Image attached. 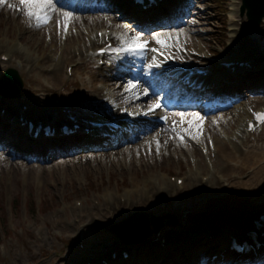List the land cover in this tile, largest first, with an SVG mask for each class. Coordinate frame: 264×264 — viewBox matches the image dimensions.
I'll list each match as a JSON object with an SVG mask.
<instances>
[{
    "label": "bare ground",
    "instance_id": "bare-ground-1",
    "mask_svg": "<svg viewBox=\"0 0 264 264\" xmlns=\"http://www.w3.org/2000/svg\"><path fill=\"white\" fill-rule=\"evenodd\" d=\"M5 1L11 3L16 1L17 4L14 3V5L16 6L15 10H17L18 14L22 11L23 7L20 4V0ZM108 1H110L111 6L116 3V9H114L115 6L109 8V6H107ZM179 1V4H171L173 6H170V8H168L169 10L167 9V11H165V9H159L156 11L155 14H134L137 16H135L134 19L136 20V22L133 24L130 22L132 20L130 18L131 16L126 14L125 12L122 13L123 7L126 6V0H86L81 2L77 1V3L70 2L69 4H66L64 0H56V6L51 11V19L49 23H52V19L54 17L57 18L58 14L65 13L63 10L57 9L58 6H64L65 9H70V11L82 10L87 13L86 16L83 17L85 21L82 22L84 30L79 33L82 34L78 36L77 44H75L78 45L80 52L76 51L77 49H75V47L70 46V48L65 49L66 53L64 55L62 54V52L58 54V59L56 62L55 57L53 54H51V52H49V54H46L44 53L43 49L39 48V42L36 44V47L34 46L35 42L33 43V41H35V38L28 34L24 27L19 25L20 22L13 21L15 17L8 15V17L4 20L6 26L3 31H0V35L2 34L4 36L3 38L5 39H3L2 43H4L7 48L5 53L3 52L0 54V57L4 56V59H0V67L6 64H8L9 67H7L5 71H3L1 78L4 77L3 75L7 73V71L15 72L17 75V71L21 70V67H19V65H17L16 63L21 64L22 66H27L30 63L31 66L35 65L38 71L39 69H44L47 64L55 62L54 64H51V71H55V69L58 68L57 62H62L71 65L75 63V57L78 56L79 58H82L84 53L89 52V50H91L93 47H96L92 49L93 53L87 54V56H90L92 58L96 57V60L101 61L103 59V56L107 55L109 52H111V50L115 49L114 53H117V55H114L110 59L112 65L111 68L107 71L103 69H101L100 71L97 67H95L96 69L92 71L88 67L86 74L84 73V77H81L78 81V84H80L81 86L79 90L76 93H73L70 98L66 100L62 99V102L58 103V105H53L55 106V108L60 109L58 111H56L54 107H43V103L46 98H41L40 100L39 98L37 99L35 97H29V99L25 97L27 99L25 100L26 103H21L22 98L19 96H12L13 94L10 91L5 96L0 93L2 97L0 99V119L6 120L5 127L2 126L3 121L0 120V152L2 151L5 153L6 149L9 147L10 151L8 152H10L9 155L11 156V158L20 160L18 162L13 161L9 163V166L12 167L14 170L21 168V160L28 161L32 159L33 154L36 152L39 153L40 160H43L46 157L47 159L53 158L55 155L64 153V151L68 152V150L59 149L58 142L49 144L52 145L53 151L50 152L48 156H46L43 153L44 150L38 149L36 146H34V142L30 140L31 135L34 131H32L29 135V129L27 127L28 122H31L33 124L36 122L34 125V127H36L38 125V122L41 121V124H43V126L54 128L55 134L58 135L60 133V128L58 126L59 123H62V125H70L71 129H74L75 125L78 128V131H82L85 130V128L93 129L92 124L90 122H95V120L97 122L100 121L103 125H107L110 128L115 129L112 133L113 137H116V134H119L118 131L120 129L122 130V132H126L131 129L134 131V135L130 138L118 137L117 139H112L107 143L102 142L105 141V139H100V141L94 142L95 144H91V146L78 147L77 149H74V151H83L86 149H99L102 152H99L94 156L103 158L107 157L108 154L111 153L110 149L115 148L116 146H118V144L121 143H125V145L122 144V146L127 147L123 150L129 151L135 149L137 147L136 143H138L140 138L143 137V134L147 133L150 130V127H153V125H151V118H153L152 115H154V112L158 109L154 106L157 103L160 104L158 99L163 101V98H153L155 101H152L151 97H153L152 95L154 93H159V91L165 92V98L170 96H174L176 98L183 97L181 99L183 106H186L188 108L182 110L181 112L184 114L183 123H181V113L174 111H172L171 113V118L174 120V123H176V126L178 127L177 136H186L187 131L185 132V130L191 129L193 133H195V135L197 136V140L199 141L198 143L200 145H203L200 148V151L204 150V153L199 160L200 162H197V164L192 167L186 163V159L184 160V166L188 167V170L187 172L185 171L183 174L185 176V182L182 184L183 187H177L175 184L174 186L170 184L171 179L167 178L166 176V174L169 175L171 173L172 170L170 168L163 166L161 167L160 165L158 167H155L154 163H152V166L150 167H139V169L141 170V177L135 179L133 175L130 174V188L136 187L137 189L128 194L131 198L133 197L132 193H138L142 191V189L145 187L151 189L150 184L152 183V181H155L157 185L156 189H158V191H161L165 195L169 194L171 196V198H169L170 200L168 201L173 202V200L177 198L175 200V202L177 203H173L172 205L166 206V208L178 206L181 203H184L186 199H188V197H191V199L194 200H196V198L200 199L202 203L197 202V204L192 207V209H195L197 213L193 215V218H191L192 215L187 218L186 214V218L189 221H195V219H200L201 225L199 223H193V226L198 228L200 225V229L203 230V234L207 236L211 234L212 239H203L205 242L203 243V246L199 248L197 253L189 257L188 255L179 256L177 252H181L183 250V247L180 246V242H178L179 232L174 230H165L164 232L161 226L156 227L158 229L154 230V232H156L154 236H152L154 239V244H150L149 246V243H147L146 240L143 241L142 239L145 234V232H143V226L147 223L143 222L140 227L136 226L134 232L135 234L129 238H123V235L119 237L118 234L113 232L112 234L114 235V237H116V239L118 238L117 240L112 238L105 239L104 237L101 240L94 241L95 244H89L86 243V240L84 239L86 235L82 234V242H84L85 240V244L80 243L79 247L75 251H73L72 254H69L68 258L66 259L68 260L69 257H71L69 263L62 262L60 264H249L250 259L247 260L248 263L243 262L240 260V254H236L235 251L229 250V247L232 243V239H235L236 241H242L247 239L248 242L253 245L251 249H254L255 244L259 243L261 247H263L261 248L262 250L259 252H253L252 250L251 252H253V257H258L260 258V261L264 262V219L258 221V225L256 227L254 224V220L258 219L257 214L259 210L264 208V150H262L264 146H262V144L260 143L258 144L257 142L249 144L248 137L251 136V133L247 132L246 130L248 123L253 121L254 112L252 110L253 108H251L250 106L251 104H256V101L245 102V99L242 96L243 94H241L243 91H240V88L235 87L234 89L232 87H227L230 86L229 84L233 82L234 75L236 73H238L239 75H243L245 74V70L250 73L251 71L248 69L256 70L263 66L264 53L261 54L260 52L258 53L259 55L256 54L255 47L257 48V46H261L259 48H262V52H264V43H261L264 38L259 40L249 39L250 42L245 41L243 46L237 48L238 52L234 50L232 51L233 48L230 49V51H225L223 54L224 58L219 61V64L227 62L230 63L234 61H238V63L246 62L248 66L239 67L238 65L233 64L232 66L226 69L221 68L222 66L219 67L218 65H213V62L208 59L206 53L201 51L202 48L200 45V49L196 54L193 53L192 46H189V49L187 50L184 47H181V34L185 31H183L182 28L178 27V22L176 21H178L181 17H184V15H187V12L185 10L189 3L186 0ZM239 2V0H233V4L231 5L232 15L234 13H237L236 11ZM131 5L140 11V5ZM92 10H102L109 12L110 14H104L107 18L101 19L100 17V19H97L98 16L94 18V11ZM174 14H177V16L173 17ZM91 18H94L97 21H108V25L103 26L102 28H94L95 30H93L92 27L95 25L90 26ZM73 19L74 18H71V20L69 21V26L71 25L70 23ZM118 19H120V22L125 21V23L120 26V35L112 36L113 34H106V29H109V25H111V28L118 27ZM15 22L17 23V25L15 27V31L12 32L11 25ZM97 24L99 23H96V25ZM161 26L164 27V31L161 34H157L156 38L167 39L168 37H171V39H168V47L162 48L161 45H159L162 51L165 52L163 54H167V56H169V60L168 58H166V60L162 62L161 71L159 70L158 72H154L152 68H147L143 69L142 75L139 71H137L136 73L133 72V76H131V79L138 81L137 84H133L135 85V87L131 89H129L127 85L125 87L127 80H123L122 76H125L129 71L128 67L124 68L120 66L123 61L120 60L121 58L118 54L120 53L122 54L121 56H123V53H125V51L117 49L116 46H114L112 49H106L107 51L105 55L99 56L98 54H96L97 49H101L107 43H114L115 39L113 38L118 36L120 38V41H122L123 43L124 39L122 40L121 37L129 39L128 36L130 38L139 37L140 40L146 41V36H144L143 34H146V32H149L151 30H160L162 28ZM232 26H236L235 23H233V19L230 20L229 28ZM135 28L141 34L135 31ZM45 30L47 29H42L41 27L37 28L35 27V25L34 27H32V31L35 32V34L37 33V31L42 34ZM90 30L92 31V33L89 32ZM254 30L247 31L248 33L246 32V36L250 37L248 34H254ZM260 30L263 31L262 29ZM115 31L113 32L115 33ZM188 31L194 32V28L189 27ZM98 32L101 33L100 38H98ZM67 34L70 35L69 30L64 33V36H66ZM238 34L240 33L233 30L232 32H229L231 44L239 43L236 40V38H238L239 36ZM156 38H153V42L158 45L155 42ZM85 44L88 50L83 51L81 47H85ZM22 47L24 48L22 49ZM32 47L33 51L39 54L37 58H33L29 55H26L27 52H31L30 49ZM241 48L243 49L240 50ZM237 53H245V55H241L240 57L237 55ZM190 55H196L197 57H200L199 62L191 58ZM242 58H244L245 60ZM171 59H173V61ZM255 59H257V61ZM184 61H189L190 67L197 66L199 63L205 61L209 67H215V70L213 71L209 68L210 72L208 71L209 73L206 77L199 78L195 75L188 77V69L185 70L182 67L183 64H181ZM250 64L254 65L255 67ZM115 67L117 69V72L115 73V75H113L112 71L115 70ZM80 68L81 65H78L77 63L75 64V68H73L72 70L77 72L76 70H79ZM231 68H233V72L230 71ZM202 69L208 70L206 67H201V70ZM220 69H225V74L230 77L225 78L227 79V82H223L221 80L223 79V77H218ZM59 71H62V65H60ZM71 73L72 77L74 73L73 71H71ZM34 75L35 74H31V77H33ZM53 77L56 81V77ZM175 77L182 78L184 80L187 77L190 83L194 84V87H188L189 89L180 90L179 87H176L177 85L172 86V82L173 80H175ZM113 79L118 80L114 81ZM32 80L34 79L32 78ZM244 81H246V84L251 86V78H246ZM177 84L179 86V83ZM254 84L257 90L258 82L256 81ZM259 84L264 85V81L260 82ZM0 87H2V89L4 90L12 89L10 86L6 87L5 85ZM208 88L209 90H207ZM213 88L217 89V95L223 94L224 91L230 95V98H224L225 104L228 103L230 100L235 101V99L238 98V102L235 101L236 104H234L233 106L235 110L232 111L230 114L232 116L238 115L240 119L238 124H236L235 130L230 133L229 137L227 136L226 138H224L225 141H223L222 138H218L217 135L213 136V134H211V125L207 124L208 121H206V118L203 115L199 116L201 118L200 120L203 119L202 121H204V127L203 123L198 124L200 120H195L192 115L196 114L195 112H193L196 110L192 109V111L190 109L192 107L197 108L193 104L194 100L192 99L203 98L208 95V97L204 98L206 100L204 104L210 101L213 94V91L211 89ZM125 89L127 91H125ZM191 89H193L192 92ZM236 89H239V91ZM231 91L232 93H230ZM52 95L53 94L51 93L47 96L49 98ZM64 95V97L69 96L68 93H65ZM49 101L51 102L53 100L51 99ZM188 101H191L192 104L188 103ZM118 104H121L122 108H132L137 111H140L142 109H149L148 114L146 112L144 114L138 113V115L128 114L123 118L122 115L117 116L116 114L115 107ZM42 107L45 109H43ZM40 108L42 109L41 111ZM52 108L54 110L50 111ZM213 109L214 108H210L207 106L201 110L199 109L198 111L203 114L205 112H212ZM106 110L109 115L116 114L115 116L117 117L111 120L106 119L107 116L104 115V112ZM119 112L121 114H125L122 111ZM47 114L56 117L57 121H54L52 123H45L44 121H42L41 119L46 120ZM148 117L150 118L149 121L147 120ZM160 118L161 117L157 115L156 119H154L158 120ZM165 123V126H162L161 128L160 138L168 139L167 141H163L162 143L169 144V146L173 145L175 147H179L178 141L175 142L173 137L172 139H170L168 134H166V130L171 125L170 121H166ZM204 130H206L212 136L213 147H211L212 145L210 144L204 145V143H201L203 142V138L205 135ZM104 131H106V128L102 129V132ZM42 138H44V134L40 132L37 139ZM261 141H264L263 137L261 138ZM188 146L185 144L186 148H188ZM189 152L191 151L189 150ZM122 154H125V152H123ZM169 154L170 152H168V155ZM183 157L185 158V156ZM129 161L130 159L128 160V162ZM178 166V173L181 174L182 166L180 164H178ZM188 175L195 176V178H193L194 180H201L202 176L205 175V177L207 176V181L205 184L199 182L200 185H192L191 188L186 189V193L184 195L182 193L183 189H185V187L187 188L186 180L188 178ZM134 176L136 177V175ZM152 177L154 178V180L152 179ZM196 181H194V183ZM221 193L227 194L224 200H220V198H218L216 200L213 199L207 201L209 195H217L218 197L224 196L219 195ZM130 198L125 197V202H123L124 205L121 206H118L120 203H116L114 200L112 201L111 199L109 201L108 199V205L111 208H116L114 207V205L117 206L121 212L123 210V207L127 206L126 199L129 200ZM244 198L248 199L244 200ZM132 202L135 203V201L131 200L130 205L128 206L134 204ZM145 203L146 202L142 200V202L140 203L141 207L137 209L143 210V206H147L145 205ZM178 208L183 209V206L181 205ZM109 209H106L105 207L101 209L99 213H101L100 219H102L106 223H109L108 226H110L111 228L120 224L117 222L121 219V217H124V214H122L123 212H121V214H117V209L113 211V214H108V212L106 211ZM212 212L218 213L213 215V220H207L204 218L208 215V213H210L209 215H211L212 217ZM133 213L138 212L135 211ZM146 216L149 217L150 215L146 214ZM246 230H253V234H245L244 231ZM158 232V241L161 243V245H159V243H157L158 241L156 240ZM95 236L96 235L93 234V237ZM163 245L165 247H162ZM160 249H164L165 253H162ZM193 249L190 251V253L193 251ZM109 250H112L110 252V255H108L109 253L107 254ZM150 250L152 251V253H150ZM255 251H258V249H256ZM121 253H125L126 255H128V258H124ZM112 254L114 255V257L112 256ZM210 254L215 255L216 259L213 261L207 260V257ZM231 257H234L236 262L230 260L226 261L227 258Z\"/></svg>",
    "mask_w": 264,
    "mask_h": 264
},
{
    "label": "rangeland",
    "instance_id": "rangeland-1",
    "mask_svg": "<svg viewBox=\"0 0 264 264\" xmlns=\"http://www.w3.org/2000/svg\"><path fill=\"white\" fill-rule=\"evenodd\" d=\"M77 1L81 2L86 0H64L66 4H69L70 2L77 3ZM186 1L189 3L185 10L187 12H185L187 15H184V17H181L178 21H176L178 22V27L182 28L183 31H185L181 34V47H184L187 50L189 49V46H192L193 53L196 54L198 53V50L201 46V51L206 53V56H208V59L213 62V65L221 66V64H219V61L224 58L223 54L225 51H230V49L233 48L232 51L234 50L238 52L237 48L243 46L245 41L250 42L249 39L259 40L264 38L263 19L262 23H260V25L254 30L255 32L253 31L254 34H248L250 37L246 36L248 32H241L242 28L247 30L245 27H242L241 30H239L240 34H238V38H236L237 42H239L240 44H231L228 33L230 20L232 18H236L239 24L241 23L243 25V22L245 24L244 17L243 19H241L235 13L232 15L231 5L233 4V0ZM179 2V0H167L166 6L164 8L165 11H167L170 6H173L171 4H179ZM14 3L17 4L16 1L11 3L4 0V4L0 6V31H3L5 29V18H7L8 15H11L15 17L13 21L20 22L19 25L24 27L26 29V32H28V34L35 38V41H33V43L35 42L34 46L36 47V44L39 42V48L43 49L44 53L46 54H49V52H51V54H53L55 57V62L58 59V54L62 52V54L64 55L66 53L65 49L70 48V46L75 47V49H77L76 51L80 52L78 45L75 44H77L78 36L82 34L79 33L84 30L82 22L85 21L83 17H85L87 14L85 11H70V9H65L64 6H58L57 9L63 10L65 13L58 14L57 18L54 17L52 19V23H48L46 26L41 27L42 29H47L42 34L38 31L35 34V32L32 31V27H34L35 25L34 22H30L25 17L23 9L18 14L17 10H15L16 6L14 5ZM9 4L13 5L14 7L9 8ZM115 4L111 6L110 1L107 2V6H109V8L114 7ZM114 9H116V6L114 7ZM92 11H94V18L98 16L97 19H100V17L101 19L107 18L104 14H110L109 12L102 10ZM123 12L128 15L134 14L130 10L129 6H127V2L126 6L122 9V13ZM237 13L239 12L237 11ZM65 14H68L70 16V20L71 18H74L71 21L70 26V20L68 21V30L70 35L67 34L66 36H64L65 31L63 26ZM176 16L177 14L173 15V17ZM94 18L90 19L91 21L93 19L92 22L90 21V26L95 25L92 27L93 30H95L94 28H102L103 26L108 25V21H97ZM119 20L120 19H118L117 21V28H111V25L108 26V28L112 31L116 30L115 34L117 35H120V26L125 23V21L120 22ZM96 23L99 24L96 25ZM16 25V22L11 25L12 32L15 31ZM161 27L162 28L159 29L162 31L157 29L156 31L151 30L149 32H146V34H143L144 36H146L145 40L147 41V48L145 51L137 53L125 51V53H123V56L120 57V60L123 61L120 66L124 68L128 67L129 71L125 76H122L123 80H127L125 87L126 85L128 87L129 84H137L138 81L131 79V76H133V72L136 73L137 71H139L142 75L143 69L147 68H152L154 72H158L159 70H162V62H164L166 58H168L169 60V56H167V54H163L165 52L162 51L161 47L153 42V38H156L157 34H161L164 31V27ZM189 27H193L194 32L188 31ZM109 29L107 30V32L110 31ZM260 29H262L263 31H261ZM134 30L141 34L136 28ZM89 32L92 33L91 30ZM3 37L4 36L1 34L0 54L3 52L5 53L7 48L5 44L2 43L3 39H5ZM121 38L122 40L124 39V43L121 41L117 44V47L119 49H122V46L126 48L127 44L130 43L132 39L129 36V39L123 37ZM140 41L144 42L143 40ZM53 43L55 47L53 46ZM261 43H264V40ZM24 47H22V49ZM33 47L30 49L31 52H27L26 55L37 58L39 54L33 51ZM259 47H255L256 54L260 52L261 54L264 53L262 52V48ZM81 48L83 49V51L88 50L86 44L85 47ZM152 49H157V52H153ZM242 49L243 48H241L240 50ZM90 52L92 53L93 51L84 53L82 58H79L78 56L75 57V63L71 65L57 62L58 68H56L55 71H51V64H54L55 62L47 64L44 69H39L38 71L36 69V66H31L30 63L27 66H22L21 64L15 62L17 65H19V67H21V70L17 71V75L19 76V78H21V84L20 86L17 84L14 86L13 84L15 83L8 81L6 87L10 86L12 89L3 90V92L6 95L10 91L13 96L21 97V103H26L25 100L29 99V97H35L37 99L39 98L40 100L41 98H46L44 100L43 107H54V109L58 111L60 109L55 108V106L53 105H58V103L62 102V99L66 100L70 98L73 93H76L79 90L81 86L80 84H78V81L81 77H84L88 67L92 71L96 69V65L101 67L99 68L100 71L101 69L105 68L104 63H98V61L94 60V58H90V56H87V54H89ZM237 55L241 57V55L244 56L245 53H237ZM113 56L114 54H111V57ZM108 57L110 56H107V58ZM190 57L199 62L200 57H197L196 55H190ZM171 60L173 61V59ZM255 60L257 61V59ZM184 62L181 64L186 66L189 65V61ZM77 63L78 65H81V68L79 70H76L77 72H75L72 69L75 68V64ZM108 64H110V61H108ZM60 65H62L61 72L59 71ZM252 66L255 67L254 65ZM7 67H9L8 64L0 67V78L2 77L1 75L3 71H5ZM193 67H206L207 69L210 68L213 71L215 70V67H209L205 61ZM116 70L117 69L115 67V72L112 71L113 75H115V73L117 72ZM71 71H73L74 73L72 77L70 73ZM225 71V69H220L218 73V77H223V79H221L223 82H227V79L225 78L228 77V75L225 74ZM250 71V73L248 71H245V74L243 75H239L238 73H236L234 75L233 82L230 81L232 83L227 87H232L234 89L235 87L240 88V91H243L241 94H243L242 96L244 97L245 102L256 101V104L254 103V105L251 104L250 106L254 111L257 110L258 107L264 106V85L259 84L260 82L264 81V69H262L261 67L256 70L252 69ZM31 74L35 75L31 77ZM53 76L56 77V81L54 80ZM32 78L34 80H32ZM246 78L252 79L251 86L246 84V81H244ZM113 80L116 81L118 79ZM256 81L258 82L257 90L254 86V83ZM180 90H183V88H181ZM236 90L239 91V89ZM125 91L127 90L125 89ZM51 93L53 95L48 98L47 95ZM65 93H68L69 96L64 97ZM226 95L227 92L224 93L225 97ZM152 96V101H155L153 98L158 99L159 97H163V101L166 102L165 105L162 104L160 108L154 112L155 114L152 115L153 118H151V125H153V127H150V130L147 133L143 134V137L140 138L138 143H136L137 147L135 149L129 151L123 150L127 147L122 146V144L125 145V143H121L118 144V146H116L115 148L110 149L111 153H109L107 157L102 158L94 156L95 154L102 152L99 149L74 151V149H77V147H75L76 143L71 141H64V143L59 144L58 147L59 149L68 150V152L64 151V153L55 155L53 158L47 159L46 157L43 160H40L39 153L36 152L33 154L32 159L28 161L21 160V168L17 170H14L9 166V163L13 161H20L11 158V156L9 155L10 152H8L10 151L9 147L6 149L5 153L2 151L0 152V264H60L62 262L69 263L71 257L66 260L69 254H72L73 251H75L79 247L80 243L85 244V240L86 243L89 244H93L94 241L101 240L104 237L105 239L112 238L117 240L118 238L116 239L112 232H110V227L107 225L109 223H106L105 221L100 219L101 213H99V211L105 207L106 209L110 208L106 211L108 212V214H113V211L115 209H117V214H121V212H123L122 214H124V217H121V219L117 223L132 216V213L135 211L144 212L147 215H150L148 217L149 223L143 226V232H145V234L142 238L143 241L146 240L147 243H149V246L150 244H154V239L152 236H154V234L156 233L154 232V230L158 229L156 227L161 226L164 232L165 230L178 231V242H180V246L183 247V250L181 252H177L179 256H187L188 253H190V251L198 245L195 244V242L200 241V237H202V240L212 239L211 234L209 236L203 234V230L200 229V219H195V221H189L187 219L191 215V218H193V215L197 213L195 209H192V207L196 205L197 202L202 203L200 199L196 198V200H194L191 199V197H188L185 202L183 201L185 204L181 203L178 206L166 208V206L177 203L175 202L177 198H175L173 202L168 201L170 200L169 198H171V196L169 194L165 195L161 191H158V189H156L157 185L155 181H152V183L150 184L151 189L145 187L138 193H132L133 197L131 198L128 195L129 193L137 189L136 187L130 188L129 182L131 181L130 174H132L135 179L141 177V170L139 169V167H150L152 166V163H154L155 167H158L159 165L161 167H168L172 170L169 175L166 174L167 178L171 179L170 184L173 186L175 184L177 187H183L182 184L185 182V176L183 174L188 170V167L184 166V160L186 159V163L193 167L197 164V162H200L199 160L203 155L198 147L193 144V141L198 140L197 136L191 129L185 130V132L187 131V134L186 136H183V143H181V140L178 139V127L176 126V123H174V120L171 118V113L172 111L181 113L184 109L182 108L183 106L171 107L170 104L171 102L175 101L176 105H180L181 99L183 97L176 98L174 96H170L165 98L166 95L164 91L154 93ZM25 97H27V99ZM206 97H208V95L203 98ZM1 98L2 97L0 95V99ZM51 99L53 101L50 102L49 100ZM236 102H238V99ZM236 102L234 104H236ZM231 103L225 105V107L215 108L214 111L205 112L203 114L198 111L199 109H194L196 111H192L198 114V116L203 115L206 118V121H208L207 124L211 125V134H213V136L217 135L218 138H222V140L225 141L224 138H226L227 136L229 137L230 133L235 130L236 124H238L240 119L238 115L232 116L230 114L235 110L233 108L234 104ZM115 108L117 116L121 115L119 111L125 113L122 115L123 118L128 114L138 115V113L144 114L145 112L148 114L149 110L142 109L140 111H137L132 108H122L121 104L116 105ZM54 109L52 108L50 111H53ZM41 110L42 109L40 108V111ZM115 115H107V117L111 120L117 117ZM157 115H159L161 118L155 120ZM0 120L3 121L2 126L5 127L6 120ZM147 120L149 121L150 118L148 117ZM202 120H200L198 124L203 123L204 127V121ZM166 121H170L171 123V125L166 130V134H168L170 139H172L173 137L175 142L178 141L179 147H175L173 145L169 146V144L162 143L163 141H167L168 139L160 138L161 128L162 126H165ZM174 126L175 130H173ZM204 132L205 135L203 138V142L201 143H204V145L210 144L212 145L211 147H213L212 136L206 130H204ZM118 133L119 134H116V137L107 136L105 138V141L102 142L107 143L108 141L117 139L118 137L130 138L134 135V131L131 129L126 132H122V130L120 129ZM262 135L263 134L261 133L259 134V136H249V144L257 142L258 144L260 143L262 144V146H264V141H261L260 137ZM192 137H196V139H192ZM185 144L187 146L189 144L188 148L185 147ZM47 149H44L43 151L46 156L49 155V150H52V145H47ZM189 150L191 152H189ZM262 150H264V147ZM123 152H125V154H122ZM168 152H170L169 155ZM181 153L184 155H182ZM183 156H185V158ZM129 159L131 163L130 161L128 162ZM178 164L182 166L181 174L178 173ZM134 175H136V177ZM193 178H195V176L188 175V178L186 180L187 188L185 187V189H183L182 194L185 195L186 189L191 188L192 185H200L199 182L205 184L207 181V176L205 177V175L202 176L201 180L196 179V181ZM152 179L154 180L153 177ZM180 180L182 181V183H179ZM194 181L196 182L194 183ZM219 195L224 196L218 197L217 195H209L207 201L213 199L216 200L218 198H220V200H224V198H226L227 196V194L225 193H221ZM125 197H128L130 199H126L127 206L123 207V210L121 212L120 209H118V207L115 205L114 207L116 208L109 207L108 202L110 201V199L112 201L114 200L116 203H120L118 206H121L124 205L123 202H125ZM246 199L248 198H244V200ZM131 200L135 201V203L132 202L134 204L128 206L130 205ZM142 200L146 202L145 205L147 206H143V210L137 209L141 207L140 203L142 202ZM181 205L183 206L184 210L178 208ZM263 211L264 208L260 209L258 215L262 214ZM212 213V217L211 215H209L210 213H208V215L204 218L207 220H213V215L218 213ZM97 223H103L104 226L97 227ZM193 223H199L200 225L198 228H196L193 226ZM134 232L135 229L133 230L132 234L127 236L126 238L133 236L135 234ZM82 234L86 235V237L84 238V242H82ZM93 234H95L96 236L93 237ZM158 235L159 232L157 233V241L159 239ZM204 240L202 243L205 242ZM157 243L161 245L159 241ZM202 246L203 244L198 246V248H195L193 250L194 253L192 251V254L190 256L197 253L199 247ZM162 247L165 246L163 245ZM160 250L162 253H165L164 249ZM111 251L112 250H109L107 254L109 253L108 255H110ZM150 253H152L151 250Z\"/></svg>",
    "mask_w": 264,
    "mask_h": 264
},
{
    "label": "snow or ice",
    "instance_id": "snow-or-ice-1",
    "mask_svg": "<svg viewBox=\"0 0 264 264\" xmlns=\"http://www.w3.org/2000/svg\"><path fill=\"white\" fill-rule=\"evenodd\" d=\"M4 4V0H0V6ZM20 4L23 7L25 17L30 21L34 22L35 27L40 28L46 26L51 19V11L56 6V0H20ZM9 8H13L14 6L9 4ZM70 20V16L68 14L64 15V31L68 30V21ZM59 28V22H58ZM168 37L167 39H159L156 38L155 42L158 45H161L162 48L168 47ZM147 48V41L141 42L139 37H133L131 42L127 44V47L124 48L122 46V50L131 53L143 52ZM153 52H157V49H152ZM135 85L129 84L128 88H134ZM155 108L160 107L159 103H157ZM181 123H183L184 114L181 113ZM195 120H200L201 118L197 114H192ZM254 119L257 123H264V113H254ZM254 124L249 125V130H252ZM175 130V126L173 128ZM181 142H183V136L178 137ZM192 139H196V137H192Z\"/></svg>",
    "mask_w": 264,
    "mask_h": 264
},
{
    "label": "water",
    "instance_id": "water-1",
    "mask_svg": "<svg viewBox=\"0 0 264 264\" xmlns=\"http://www.w3.org/2000/svg\"><path fill=\"white\" fill-rule=\"evenodd\" d=\"M245 6H247V11H248V17L252 16V14H254L252 17H256L255 22L259 23V18L261 16L264 15V0H245ZM263 11V12H262ZM261 12V14H260ZM249 19V18H248ZM252 18L249 19V22H252ZM256 23L253 24H249V26L254 27L256 25ZM4 77L1 79L0 81V86H7V82H13L15 84H13L14 86L17 84L20 86L21 81L18 75H16L15 72L12 71H7V73H5L3 75ZM0 92H2V87H0ZM146 218V216L143 214H138V213H134L131 217H129L128 219L122 221L119 225L115 226V227H111L110 232L113 231L116 234L119 235V237H121L123 235L122 233V229H125L124 232H129L131 229H133V227L136 226H141L144 222V220L142 221L143 218ZM135 223V224H134ZM139 224V225H138ZM97 227H103V224H96ZM127 228V229H126ZM107 229V228H106ZM120 230V232H119ZM122 230V231H121Z\"/></svg>",
    "mask_w": 264,
    "mask_h": 264
}]
</instances>
